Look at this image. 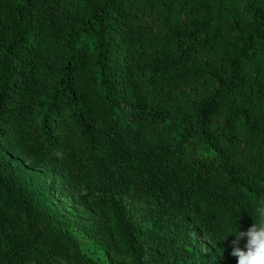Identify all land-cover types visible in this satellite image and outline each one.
<instances>
[{
    "label": "trees",
    "instance_id": "1",
    "mask_svg": "<svg viewBox=\"0 0 264 264\" xmlns=\"http://www.w3.org/2000/svg\"><path fill=\"white\" fill-rule=\"evenodd\" d=\"M61 1L0 0V264H79L13 174L19 150L100 193L110 264L143 252L109 188L164 201L237 264L231 234L264 202V0Z\"/></svg>",
    "mask_w": 264,
    "mask_h": 264
},
{
    "label": "rangeland",
    "instance_id": "2",
    "mask_svg": "<svg viewBox=\"0 0 264 264\" xmlns=\"http://www.w3.org/2000/svg\"><path fill=\"white\" fill-rule=\"evenodd\" d=\"M61 3L71 14L81 7V0H62ZM44 49L48 62L57 59L56 45L51 43ZM11 156L15 160L12 171L21 187L28 194L40 196L44 215L70 236L53 231V236L65 244L67 252L72 256L75 250L80 255L79 264H110L105 247L110 219L92 210L88 201V197L98 198L100 193L88 190L77 179L64 178L53 170L41 168L21 150L11 151ZM249 185L264 189L259 184ZM103 196L120 208L129 222L134 239L142 248L143 264H217L221 260L218 251L192 226L184 229V225H180L164 201L149 197L139 200L131 193L112 188ZM48 238L45 236L44 240Z\"/></svg>",
    "mask_w": 264,
    "mask_h": 264
},
{
    "label": "clouds",
    "instance_id": "3",
    "mask_svg": "<svg viewBox=\"0 0 264 264\" xmlns=\"http://www.w3.org/2000/svg\"><path fill=\"white\" fill-rule=\"evenodd\" d=\"M253 220L246 231H241L238 226L231 234L235 236L231 242V255L237 258V264H264V202L256 208ZM245 238L246 242L241 247V241Z\"/></svg>",
    "mask_w": 264,
    "mask_h": 264
}]
</instances>
